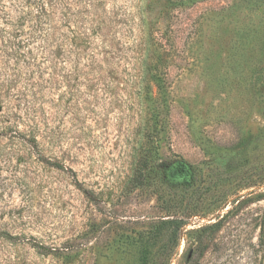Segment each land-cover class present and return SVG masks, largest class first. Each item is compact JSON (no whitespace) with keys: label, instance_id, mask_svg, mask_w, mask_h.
I'll return each mask as SVG.
<instances>
[{"label":"rangeland","instance_id":"obj_1","mask_svg":"<svg viewBox=\"0 0 264 264\" xmlns=\"http://www.w3.org/2000/svg\"><path fill=\"white\" fill-rule=\"evenodd\" d=\"M0 264H264V0H0Z\"/></svg>","mask_w":264,"mask_h":264},{"label":"trees","instance_id":"obj_2","mask_svg":"<svg viewBox=\"0 0 264 264\" xmlns=\"http://www.w3.org/2000/svg\"><path fill=\"white\" fill-rule=\"evenodd\" d=\"M1 236H2V237H5V238L8 237V236H6L5 234H2Z\"/></svg>","mask_w":264,"mask_h":264}]
</instances>
